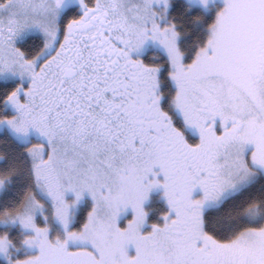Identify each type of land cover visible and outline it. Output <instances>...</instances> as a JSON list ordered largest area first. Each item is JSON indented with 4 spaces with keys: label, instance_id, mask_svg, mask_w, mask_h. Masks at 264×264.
<instances>
[{
    "label": "snow or ice",
    "instance_id": "obj_1",
    "mask_svg": "<svg viewBox=\"0 0 264 264\" xmlns=\"http://www.w3.org/2000/svg\"><path fill=\"white\" fill-rule=\"evenodd\" d=\"M0 264H264V0H0Z\"/></svg>",
    "mask_w": 264,
    "mask_h": 264
}]
</instances>
